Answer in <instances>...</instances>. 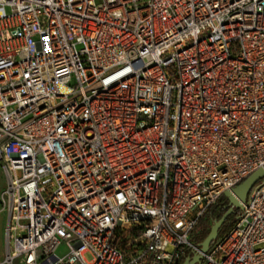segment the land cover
I'll use <instances>...</instances> for the list:
<instances>
[{
	"label": "built area",
	"instance_id": "obj_1",
	"mask_svg": "<svg viewBox=\"0 0 264 264\" xmlns=\"http://www.w3.org/2000/svg\"><path fill=\"white\" fill-rule=\"evenodd\" d=\"M262 167L264 0H0V264H181ZM200 264H264V179Z\"/></svg>",
	"mask_w": 264,
	"mask_h": 264
},
{
	"label": "water",
	"instance_id": "obj_2",
	"mask_svg": "<svg viewBox=\"0 0 264 264\" xmlns=\"http://www.w3.org/2000/svg\"><path fill=\"white\" fill-rule=\"evenodd\" d=\"M262 179H264V167L254 171L230 191L223 192V196L227 199L229 205L227 210L222 214L219 220L213 221L208 235L200 244H198V252L194 253L191 258H186L182 264H200L202 255L208 251L214 240L218 237L225 220L230 215L234 214L236 210L242 209L249 191Z\"/></svg>",
	"mask_w": 264,
	"mask_h": 264
},
{
	"label": "trees",
	"instance_id": "obj_3",
	"mask_svg": "<svg viewBox=\"0 0 264 264\" xmlns=\"http://www.w3.org/2000/svg\"><path fill=\"white\" fill-rule=\"evenodd\" d=\"M228 201L227 199L222 195L219 200L217 201V203L212 206L208 212L206 213V215L204 216L203 220L201 221L200 225H204L207 226L206 229L202 230V232L198 235L197 237V242L200 244L208 235L209 230H210V226L212 225L213 221L219 220L220 217L222 216V214L227 210L228 208ZM237 213V212H236ZM236 213L235 216H236ZM234 218H232L231 216H229L224 224L222 225V228L219 232V235L222 234V232H224L226 229H228L231 225V223L233 222ZM199 225V226H200ZM218 235V236H219ZM182 264V263H181Z\"/></svg>",
	"mask_w": 264,
	"mask_h": 264
},
{
	"label": "rangeland",
	"instance_id": "obj_4",
	"mask_svg": "<svg viewBox=\"0 0 264 264\" xmlns=\"http://www.w3.org/2000/svg\"><path fill=\"white\" fill-rule=\"evenodd\" d=\"M0 180H1V184H0V187H3V182H2V179L0 178ZM238 210H236V212H237ZM235 212V213H236ZM3 214V213H2ZM232 218H234V220H233V222L231 223V225H230V227L228 228V229H226L224 232H222V234L221 235H223L224 233H226L230 228H231V226L233 225V223H234V221H235V218H236V216H235V214H232V215H230ZM2 218H4V215H2V217H0V220L2 219ZM207 228V226H204V225H200V226H198L197 227V229L194 231V233L191 235V237H190V242H191V244L192 245H198L199 243L197 242V237H198V235L202 232V230H204V229H206ZM221 235H219L218 237H220ZM132 238H134V234L133 233H130V234H128V236H127V241L128 240H131ZM123 242H121V244H122ZM60 252H62V249L60 250ZM84 257L87 259V260H89L90 259V256H89V254H85L84 255Z\"/></svg>",
	"mask_w": 264,
	"mask_h": 264
},
{
	"label": "crops",
	"instance_id": "obj_5",
	"mask_svg": "<svg viewBox=\"0 0 264 264\" xmlns=\"http://www.w3.org/2000/svg\"><path fill=\"white\" fill-rule=\"evenodd\" d=\"M2 215H4V218L0 220V261L3 260L5 254L4 230H5L6 216L4 213L2 214V212H0V217H2Z\"/></svg>",
	"mask_w": 264,
	"mask_h": 264
}]
</instances>
